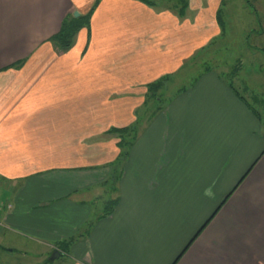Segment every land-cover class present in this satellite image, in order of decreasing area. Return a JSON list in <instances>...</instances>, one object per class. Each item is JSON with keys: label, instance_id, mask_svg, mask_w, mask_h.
Returning <instances> with one entry per match:
<instances>
[{"label": "crops", "instance_id": "crops-1", "mask_svg": "<svg viewBox=\"0 0 264 264\" xmlns=\"http://www.w3.org/2000/svg\"><path fill=\"white\" fill-rule=\"evenodd\" d=\"M95 1L0 0V264L19 247L35 264H264L260 101L238 70L190 75L212 63L226 0H98L60 51L64 18ZM158 80L160 96L182 85L135 125ZM135 126L121 151L110 130Z\"/></svg>", "mask_w": 264, "mask_h": 264}, {"label": "rangeland", "instance_id": "rangeland-1", "mask_svg": "<svg viewBox=\"0 0 264 264\" xmlns=\"http://www.w3.org/2000/svg\"><path fill=\"white\" fill-rule=\"evenodd\" d=\"M149 1H153L155 4H163V0ZM223 9L225 19L224 35L208 49L211 56L214 57L212 63H206L204 66L203 64L201 66L197 65L193 72L191 70L190 75L201 71L203 67H215L216 65L221 68L223 67L227 72L238 70V73L241 75L240 84L237 88L238 93L244 97L246 105L251 108H253L254 105H259L260 101L259 116L260 119L264 121V63L256 58L251 59L253 56L264 58V0H226ZM82 29H85V27ZM86 29H89V27ZM246 31L247 33L249 32V34H247ZM247 35L248 37L246 38ZM255 51L259 53H254ZM190 75L188 77H190ZM181 76L186 77V71ZM245 78H247V81ZM178 81L183 82L184 80L178 79ZM228 82H231V80H228ZM179 85L182 84L176 83L171 88L168 87L167 93L163 96H160V93L157 91L154 93V89H152L150 85H147L146 93L143 96L145 104L140 105L135 112V125L141 123L143 113L147 112L148 109L155 111L163 107L166 98L170 96L168 93L174 92L176 89L175 87ZM242 88L244 90H242ZM246 90L252 93L247 96V92L246 94L244 93ZM147 115L149 117L148 112ZM94 193L99 195V200L92 202L93 210L95 212H102L103 207H105L104 200L108 199V193H106L105 190H96V188L93 189V194ZM95 216V213L92 214L90 220H93ZM86 228L87 226L85 225L80 228L78 232H82ZM2 232H4V229L0 228V236L5 235V232ZM9 236V233H7V236H3L4 240L3 238L2 240L7 243L6 241H8ZM13 239L14 238H11L8 243H12ZM1 247L0 257L7 246L2 245ZM22 250V247L15 250L13 257L8 258L4 264H35V259L29 257V254H25ZM51 256V253L47 255L43 264L59 263V258L54 261H49Z\"/></svg>", "mask_w": 264, "mask_h": 264}, {"label": "trees", "instance_id": "trees-1", "mask_svg": "<svg viewBox=\"0 0 264 264\" xmlns=\"http://www.w3.org/2000/svg\"><path fill=\"white\" fill-rule=\"evenodd\" d=\"M144 1L147 2L148 4H152V3L155 4V2H153V1H149V0H144ZM167 1H169V0H167ZM171 1L174 3L173 7H175V9L179 8L180 11H183V9H185V7H186L185 0H171ZM97 2H98V0L95 1L94 5L91 7L89 12H87L84 15H80L76 19L73 18L72 16H69V15L64 18V20L62 21L61 28H60L59 32L55 36H53V38H52L54 40V43L59 47L58 49L60 51L68 50L71 47L73 39H74L75 35L77 34V32L80 29H82L83 27H85V29L87 27H89V19L92 15V12H93L94 7L96 6ZM217 21L221 27L220 12H218ZM163 81L164 80H158L157 82L150 84V87L152 89H154V93L156 91H158V88L160 85H162ZM136 130L137 129L135 126V127H130V128H124L121 130L112 129V130H110V132L115 133L120 137V142L118 144V147L120 148L121 151H123V149L126 150V148H128L130 146V141H127V139L123 140V137L134 136L136 134ZM116 202H117V198L111 199L109 202H107V206L105 208V214H108L111 212V210L113 209V206L115 205ZM72 242H73V239H70L68 242H64V243L59 244L60 245L59 247L62 250L63 249L66 250L65 246L70 245Z\"/></svg>", "mask_w": 264, "mask_h": 264}, {"label": "water", "instance_id": "water-1", "mask_svg": "<svg viewBox=\"0 0 264 264\" xmlns=\"http://www.w3.org/2000/svg\"><path fill=\"white\" fill-rule=\"evenodd\" d=\"M78 16H79V14H78L77 11L73 12V17H74V18H77ZM59 256H60V253H59L58 251H54V252L52 253V256H51V258H50V261H54V260H56Z\"/></svg>", "mask_w": 264, "mask_h": 264}]
</instances>
